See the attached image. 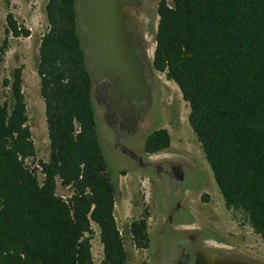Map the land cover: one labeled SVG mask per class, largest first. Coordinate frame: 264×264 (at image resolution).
<instances>
[{"label": "trees", "instance_id": "16d2710c", "mask_svg": "<svg viewBox=\"0 0 264 264\" xmlns=\"http://www.w3.org/2000/svg\"><path fill=\"white\" fill-rule=\"evenodd\" d=\"M44 10L36 73L50 152L40 182L28 164L35 147L17 66L0 102V264H94L93 225L100 264H126L114 209L127 172H112L99 140L73 0H47ZM157 17L154 67L188 104V124L225 208L242 213L264 240V0H160ZM5 22L0 56L10 38L30 36L12 14ZM169 146L163 129L146 142L150 152ZM146 219L127 228L143 250Z\"/></svg>", "mask_w": 264, "mask_h": 264}, {"label": "rangeland", "instance_id": "374dc122", "mask_svg": "<svg viewBox=\"0 0 264 264\" xmlns=\"http://www.w3.org/2000/svg\"><path fill=\"white\" fill-rule=\"evenodd\" d=\"M46 3L47 0H0V48L4 40L5 19L8 13L12 14L17 24L28 30L30 34L28 38H10L8 48L0 56V102L6 101L8 93V89L4 87V80L10 78V72L14 68L22 66V92L27 109V126L35 147V157L28 164L37 169L40 182L43 179L40 162H46L50 152L44 103L40 96L39 78L36 73L38 44L47 29L44 10ZM157 22L158 17H156L155 29ZM159 76L165 94L166 110L160 114L158 128L166 130L170 136V146L164 153L166 155L183 154L186 160L204 177L201 186L186 192L185 195L186 206L191 213L192 220L211 230L212 234L221 239L242 244L264 255V240L253 233L244 215L225 208L200 144L188 124V104L182 99L174 83L167 81L163 74ZM166 111H169L171 115H167ZM98 133L105 159L112 172L119 173L122 170L127 172L125 176L119 177L120 199L114 209L115 221L124 239L126 264H142L149 259L150 249L154 243L152 231L159 221L160 214L172 204L170 201L171 187L168 182L155 186L154 181L138 171L128 158L115 152L108 130L101 118L98 120ZM142 146L143 144L138 148ZM57 195L66 198L68 192L58 187ZM144 214L147 216L146 226L149 229V250L139 249L127 234L130 223ZM93 232L91 241L93 260L94 264H100L102 246L99 230L95 225H93Z\"/></svg>", "mask_w": 264, "mask_h": 264}, {"label": "flooded vegetation", "instance_id": "af4514ba", "mask_svg": "<svg viewBox=\"0 0 264 264\" xmlns=\"http://www.w3.org/2000/svg\"><path fill=\"white\" fill-rule=\"evenodd\" d=\"M159 2L120 0L125 55L117 60L125 71L123 74L116 71L114 77L98 83L90 74L97 129L101 118L115 152L128 158L138 171L154 181L155 186L168 182L171 187L172 204L160 214L152 231L154 243L150 249L149 242L146 249L151 250L146 264H264L263 254L221 239L192 220L185 195L201 186L204 177L183 154L166 155L167 149L150 152L146 148L148 138L160 130V114L166 110L165 94L159 81L161 73L154 67L153 44ZM73 4L76 19L77 0H73ZM120 84L125 88L121 89Z\"/></svg>", "mask_w": 264, "mask_h": 264}, {"label": "water", "instance_id": "95a60500", "mask_svg": "<svg viewBox=\"0 0 264 264\" xmlns=\"http://www.w3.org/2000/svg\"><path fill=\"white\" fill-rule=\"evenodd\" d=\"M123 17L120 0H77V35L86 65L97 83L111 79L116 71H125L117 60L125 55Z\"/></svg>", "mask_w": 264, "mask_h": 264}]
</instances>
